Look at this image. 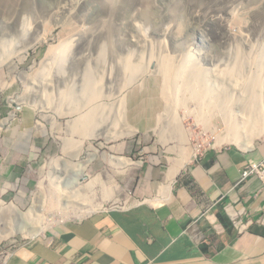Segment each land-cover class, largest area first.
<instances>
[{"label": "rangeland", "instance_id": "1", "mask_svg": "<svg viewBox=\"0 0 264 264\" xmlns=\"http://www.w3.org/2000/svg\"><path fill=\"white\" fill-rule=\"evenodd\" d=\"M24 22L26 34L17 39L14 35L19 33ZM6 34H11L17 40L7 42L2 49H6V52L8 48L10 50L3 52L5 55L0 59V143L5 135L13 133L12 123L22 120L34 127L37 141L44 144L39 158L17 169L9 163L0 148V201L6 205L15 204L27 211L39 197L47 209L44 218L49 220L48 231L63 221L82 219L90 213L119 205L120 201L126 202L127 199L123 198L125 179H129L131 171L141 172L150 154L161 153L169 160L174 153L179 156L180 140L170 135L173 132H189L194 147L220 149L241 146L220 138L224 135L225 127L220 113L215 115V102L208 105L211 83L201 89L203 100L200 102L195 99V94V97L191 96L192 93L189 96L186 90L177 95L173 88L166 89L164 78L156 74L153 65H149L147 60L143 62L140 57L148 59L151 54L157 57L173 56L178 49L190 48L215 58L235 45L243 46L244 51L249 52L251 44L261 40L264 34V0H0V39H9L5 37ZM138 62L143 68L147 65L144 68L147 70L143 72L142 68V73L136 75L132 84H128L122 77V71L128 65H138ZM112 66H115L116 77L121 72L115 87L123 89L124 101L130 99L131 103L133 99L143 105V123L152 126L148 132L142 134L130 123L126 102L127 121L136 132L124 139L111 140L104 129L93 124L90 128L88 125L87 130L86 125L77 121L81 114L74 113L78 103L76 100L83 102L80 88L84 87H81L84 85L81 83L88 78L89 69L96 75L100 71H103V75L107 74L102 87L106 93L110 87ZM65 76L73 84L68 90L71 96L64 101L52 84L47 90L44 84L52 77L66 80ZM45 91L49 92L48 95ZM168 99L173 100L172 104H168ZM237 99H231L234 108L244 101ZM211 110H214V114H211ZM69 111L74 114L71 116ZM72 120L81 123H75L79 128L72 126ZM139 141H142L141 145ZM262 141L263 137L256 139L254 145ZM132 144L134 147L130 148ZM81 148L83 153L80 159L83 161H88V156L96 152L94 150L98 151L87 164V177L81 183V188L96 185L95 191L79 190V198H72L71 204L75 205L67 207L63 203L65 196L76 194L79 186H68L70 173L51 174L54 178H61L58 179L61 183H58L49 176V165L56 158L79 164L76 156ZM106 154L124 158L132 165L108 162ZM99 176L100 182L95 183ZM83 200L89 204L88 209L78 206ZM32 239L25 233H18L0 244V252L14 250Z\"/></svg>", "mask_w": 264, "mask_h": 264}, {"label": "crops", "instance_id": "2", "mask_svg": "<svg viewBox=\"0 0 264 264\" xmlns=\"http://www.w3.org/2000/svg\"><path fill=\"white\" fill-rule=\"evenodd\" d=\"M142 106L128 100L129 121L144 134L152 126ZM12 125L0 148L17 169L39 158L44 142L28 122ZM173 155L153 152L129 173L128 206L60 223L3 264H264V185L243 179L246 167L264 162V141L201 148L182 168Z\"/></svg>", "mask_w": 264, "mask_h": 264}, {"label": "bare ground", "instance_id": "3", "mask_svg": "<svg viewBox=\"0 0 264 264\" xmlns=\"http://www.w3.org/2000/svg\"><path fill=\"white\" fill-rule=\"evenodd\" d=\"M25 24L26 22H24L23 26L20 27L19 33L18 34L16 33V35H14L17 39L19 38L21 39L22 36L26 34L25 33L26 30L24 28ZM5 37H9V39L7 38L0 39V59H2L1 57L5 55L3 52H6V49L3 50L2 48L6 46L8 41H11L12 39L15 40L11 34L10 35L6 34ZM9 50L10 49L8 48L7 52H9ZM177 52L178 53L173 54V56L162 55L161 57H157L151 54L148 59L146 57H140V58L143 59V62L144 60H147L149 65H153L156 74L164 78L166 89L168 90V88H173L178 93L177 95H179L181 91L186 90L187 94L189 92V96H190V93L193 94V95L191 94L192 97L195 94L196 96V97L194 96L195 99L197 98L196 100L200 102V100H203L202 99L203 96L201 95V92H200L201 89L207 87L208 83H211V86H210L211 99H208V105L215 102L214 103L215 112H216L215 115L220 113L221 115L220 120H223L224 127H225L223 130L224 135L223 137H220V138H222V141L224 142L228 141L231 143L233 142L235 144L241 145L242 146V147L240 146L241 148H253L254 142L256 139H259V138L261 139L262 137L264 138V34L261 40L257 41L255 44H251L249 52H245L243 49V46L240 47L239 45L230 46V48L227 49L223 54L215 58L212 56H208L202 51H198V50L194 51V49H190V48L188 50L178 49ZM102 53H104V50L100 54L103 55ZM142 54L143 53L141 52V55ZM7 56H9V53ZM139 61L141 62V60ZM95 62L98 63V61H95ZM104 62L106 64V61ZM141 66L142 65L139 64L138 62V65L133 64V65H128L124 67L125 71H122L123 72L122 77L126 79V82L128 84H130L136 78V75H139V73H142L143 66L142 67ZM146 66L144 68H146ZM114 67L112 66L111 68V72L109 75L110 76L109 77L110 87H109V91L106 93L102 91V89L104 90V88L102 87H103L104 80L106 79L105 76L107 74L103 75L102 74L103 71L102 72L100 71L99 74L96 75V72L91 71L90 70L91 68L89 69L88 75H87L88 78L86 79V81L81 83V84L84 83V85L81 86V87L83 86L84 87L83 89L80 88V90L83 91L82 92L83 97H84L83 102H81L80 100H76V102L78 103H76L77 105H75V111L74 109L72 110L74 111V113L76 112L75 113L76 115L81 114L80 119H77V118L76 119L77 121L80 120L82 123V124L80 122L76 123L75 120L74 121L72 120L74 124L72 126H76L75 123L81 124V125L84 124L87 126V130H88V125L90 128V125L95 124L99 128L104 129L107 134V137L111 138V140L117 139V138L124 139L125 137L134 135V133L136 132V130L128 123L129 121H127L126 103L128 102L124 101L125 98L123 99V92H122L123 89H116L115 87V82L119 78V73L121 76V72H118L117 77H116ZM145 70L143 72H145ZM144 74L145 73H143V75ZM100 75H103V76H101L98 79L97 77ZM51 84L59 91L62 100L65 101L66 98H69V96H71L68 94L69 93L68 90L73 84V82H71V80H67V77H66V80L65 79L60 80L55 77H52L47 83L44 84V89L47 90L51 86ZM169 84H171V86H169ZM78 85L80 86V84ZM170 90L171 89H169V91ZM81 91L79 93H81ZM42 92L43 91H41V93ZM47 92L46 94L48 95L49 92L48 93ZM80 96L81 95H79V97ZM246 96H248V98H246ZM235 97L236 99L241 98L240 102H242L241 100H244L243 101L244 104L242 102L241 106L238 104L237 106L235 105V108H234L233 104H231V99L233 98L234 100ZM238 100L239 99H237V101ZM168 101H169L168 104H172L173 102V100H170V99H168ZM189 101H191V99ZM196 104H199V103H196ZM197 107L195 109H197ZM169 111H171V109H169ZM213 111L214 110H211L212 112L211 114H214ZM70 113H71V116L74 114L73 112L69 111V114ZM207 113H209V110ZM202 114H205V113H202ZM60 115H64V113H60ZM76 115L75 117H77ZM203 117L205 118V116ZM81 125L79 126L81 127ZM164 125L165 124H163V126ZM70 126H71V122H70ZM76 127H78V125ZM180 127H181V124H180ZM83 128L84 126L80 129H83ZM170 135H172L175 139H178V141L180 140V148L178 149L179 151L178 159L179 160L176 161L177 162L176 164L177 165L179 164L178 165L179 168H182V166H184L190 160L192 156H195L194 154H196V152L200 149V147L199 146L194 147L191 144L190 142L192 140L191 134L187 132L186 130L184 131L179 130L178 132H175V133L173 132ZM67 143L69 142L67 141ZM94 151L96 152L91 154L92 157L88 156L90 157L88 161H83V159L82 160L80 159L81 158L80 154L83 153V149L81 148V151L79 152V154L77 156L74 155V157L76 156L78 161L80 160L79 164H76V163L73 164L68 161L62 162V161L56 160L57 158L56 159L54 158L55 160H53L50 163L49 165L50 171L48 172L50 177L54 178L53 176H55V174H63V173L69 174L70 173V175H68L70 179L68 186L70 185L71 188L74 185L76 187L79 186L76 194L73 193L70 196H65L66 197L64 200L65 202H63L64 206L69 207L71 205H75V204H71L73 202L72 198L74 199L75 197L77 199L79 198L78 197L79 190H82V189H87V190H92V191L94 190V187L96 185L93 186L92 188H88V186L81 188L82 180L85 177H87V174H85V169L87 167V164L96 157V154L98 152L97 150H94ZM87 154L89 155L88 152ZM105 159L111 163L120 162V164L122 163V164L131 165V163L124 158L108 156L107 154L105 155ZM173 166H175V162ZM177 167L174 170L172 169L174 171L173 174H175V171L178 169ZM51 174H53V176ZM58 179H61V178H58V177L54 178V180H57V181ZM100 179H101V176L97 177L95 183H99ZM58 183H61V182L58 181ZM114 192H116L115 189H114ZM70 193L72 192L70 191ZM67 194L68 193H66V195ZM84 200L86 201L85 198ZM84 200L82 201V203L79 202L78 206H81L82 209H88L87 207L89 206V204L87 202H84ZM46 210L47 209H46L45 203L39 197L35 199L33 205L27 211L21 210L15 204L6 205L3 201H0V244L6 240H9L10 238H12L18 233H22V234L25 233L29 237L35 238L38 235H41L44 232L48 231V229L46 228L49 223V220L44 218V213L46 212ZM62 218H69V216H63Z\"/></svg>", "mask_w": 264, "mask_h": 264}, {"label": "built area", "instance_id": "4", "mask_svg": "<svg viewBox=\"0 0 264 264\" xmlns=\"http://www.w3.org/2000/svg\"><path fill=\"white\" fill-rule=\"evenodd\" d=\"M252 175H255L260 178V180L264 183V163L259 166L247 167L244 171V178H248ZM6 253H0V261L5 257Z\"/></svg>", "mask_w": 264, "mask_h": 264}, {"label": "clouds", "instance_id": "5", "mask_svg": "<svg viewBox=\"0 0 264 264\" xmlns=\"http://www.w3.org/2000/svg\"><path fill=\"white\" fill-rule=\"evenodd\" d=\"M201 148H202V146H201ZM200 148V149H201ZM199 149V150H200ZM264 162H262V163H260V164H258V165H255V167L256 166H259V165H261V164H263ZM248 167H254L253 165L252 166H248ZM247 168V167H246ZM245 168V169H246ZM245 169H244V171H245ZM244 171H243V174H244ZM253 177H257V176H255V175H252ZM252 176H250V177H252ZM249 178V177H248ZM259 178V177H258ZM243 179H247V178H244V176H243ZM260 179V178H259ZM262 182V181H261ZM263 183V182H262ZM263 185H264V183H263ZM120 201V200H119ZM131 203V201L130 200H127L126 202H121L120 201V204L119 205H117V204H114V205H112V206H110L109 208H105V209H103V210H101V211H113V210H116V209H118V208H121V207H125V206H128L129 204ZM69 221V220H68ZM64 222H66V221H63V222H61V223H64ZM52 229V228H51ZM36 238H38V237H36ZM36 238H33V239H36ZM32 239V240H33ZM31 241V240H30ZM27 242H25L24 244H26ZM22 245V244H21ZM2 252H5L6 253V255H5V257L0 261V264H3L4 263V261L6 260V258L8 257V255L9 254H11V250H9L8 252H6V251H2ZM2 252H0V253H2Z\"/></svg>", "mask_w": 264, "mask_h": 264}]
</instances>
